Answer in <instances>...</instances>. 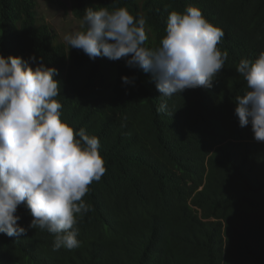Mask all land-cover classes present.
Returning a JSON list of instances; mask_svg holds the SVG:
<instances>
[{
	"label": "trees",
	"instance_id": "trees-1",
	"mask_svg": "<svg viewBox=\"0 0 264 264\" xmlns=\"http://www.w3.org/2000/svg\"><path fill=\"white\" fill-rule=\"evenodd\" d=\"M51 1L79 21L89 7H127L145 19L152 49L171 11L197 6L223 30L217 47L228 57L211 88L162 98L125 59L93 60L61 42L37 18V0H0V54L58 70L61 118L99 138L107 169L83 198L91 210L78 221V248L53 251V234L28 228L22 204L27 234L0 233V264H264V144L235 115L247 90L236 67L264 51V0ZM161 99L167 114L156 111Z\"/></svg>",
	"mask_w": 264,
	"mask_h": 264
},
{
	"label": "clouds",
	"instance_id": "clouds-1",
	"mask_svg": "<svg viewBox=\"0 0 264 264\" xmlns=\"http://www.w3.org/2000/svg\"><path fill=\"white\" fill-rule=\"evenodd\" d=\"M145 24L127 7L111 11L89 7L80 21L82 30L64 40L90 59L123 58L126 66L150 73L162 98L212 87L228 57L217 47L224 37L220 27L197 6L188 5L183 12L169 13L166 34L152 49L145 46ZM236 71L247 86L244 95L236 97L239 126L251 124L255 141L264 144V51L254 60L241 59ZM57 75L58 70L46 67L42 58L36 63L35 56L0 54V233L27 234L16 215L23 204L33 217L28 228L53 234V251L80 246L78 221L91 210L83 198L107 170L99 138L84 128L74 131L62 120ZM121 79L128 85L135 78ZM156 111L168 113L166 99Z\"/></svg>",
	"mask_w": 264,
	"mask_h": 264
},
{
	"label": "rangeland",
	"instance_id": "rangeland-1",
	"mask_svg": "<svg viewBox=\"0 0 264 264\" xmlns=\"http://www.w3.org/2000/svg\"><path fill=\"white\" fill-rule=\"evenodd\" d=\"M37 3V18L42 23L48 24L61 42H65L66 35L81 30L80 21L75 19L70 12H65L55 1L37 0Z\"/></svg>",
	"mask_w": 264,
	"mask_h": 264
}]
</instances>
